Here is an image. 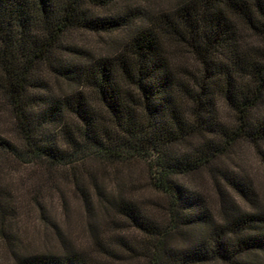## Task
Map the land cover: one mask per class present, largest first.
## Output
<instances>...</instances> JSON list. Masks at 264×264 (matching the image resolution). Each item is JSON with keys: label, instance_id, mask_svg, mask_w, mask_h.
<instances>
[{"label": "trees", "instance_id": "16d2710c", "mask_svg": "<svg viewBox=\"0 0 264 264\" xmlns=\"http://www.w3.org/2000/svg\"><path fill=\"white\" fill-rule=\"evenodd\" d=\"M122 1L0 0V97L18 134L0 133V157L51 170L144 162L168 199L165 226L131 201L104 199L149 236V264H250L252 254L264 255V212L229 203L218 186L217 216L178 178L212 167L238 141L264 143V0H171L160 9L124 4L98 12ZM81 30L109 36L114 51L96 57L72 46L69 34ZM243 30L256 47L246 46ZM221 104L234 118L230 126ZM221 175L250 199L239 177ZM177 234L186 245L168 243ZM13 264L91 263L67 250L16 255Z\"/></svg>", "mask_w": 264, "mask_h": 264}, {"label": "rangeland", "instance_id": "374dc122", "mask_svg": "<svg viewBox=\"0 0 264 264\" xmlns=\"http://www.w3.org/2000/svg\"><path fill=\"white\" fill-rule=\"evenodd\" d=\"M170 1L124 0L118 6L98 12L106 15L124 4L160 9L166 8ZM242 32L246 46L258 45L253 35ZM68 40L72 46L96 57L114 51L109 36L103 34L73 31ZM183 61L192 68L197 66L189 57ZM51 82L53 86H63L55 78ZM220 113L226 125H232L234 118L223 104ZM0 133L14 140L18 138L11 111L2 97ZM223 172H230L246 183L251 188L250 199L229 186L221 175ZM178 180L200 192L217 216L221 207L218 186L227 194L225 199L229 203L236 202L246 212H264V143L256 146L238 141L212 167ZM80 188L88 198V205ZM104 197L133 202L159 226H165L168 221V199L153 188L144 162L110 165L90 161L85 167L51 170L40 165L24 167L0 157V264H13L16 255L62 254L67 250L83 253L91 264H149L146 258L149 236L129 225ZM118 238L135 252L121 246ZM187 239L177 234L168 243L184 246ZM103 248L116 255L106 254ZM248 260L250 264H264V255L252 254Z\"/></svg>", "mask_w": 264, "mask_h": 264}]
</instances>
